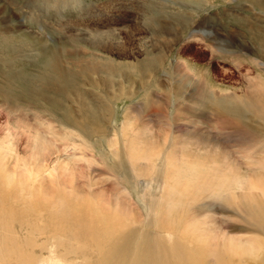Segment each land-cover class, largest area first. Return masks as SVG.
<instances>
[{
  "label": "rangeland",
  "instance_id": "1",
  "mask_svg": "<svg viewBox=\"0 0 264 264\" xmlns=\"http://www.w3.org/2000/svg\"><path fill=\"white\" fill-rule=\"evenodd\" d=\"M3 4L7 6V13L17 16V20L11 29L16 30L12 32L14 40L4 43L3 37L8 29L6 31L3 26L4 12L0 14V33L2 34L0 64H3L0 65V78L3 77L1 72L4 74L7 71L8 74L17 73L20 70L17 73L19 82L16 78L12 79L14 86L12 92L20 94L18 97L21 98H16L17 100L14 101V96L11 100L0 96V169L4 167L7 173L8 170L19 173L23 167L30 166L34 172L38 173L42 167L41 163L44 162L47 168H51L60 158H63L75 164L74 168L78 165V171H74L75 180H69L68 188L62 184L53 186L46 181L40 183L36 179H29L25 184L28 191L25 190L24 193L21 192L20 184L16 182L15 185L18 184V186L10 187L7 176L4 178L2 174L3 176L0 175L2 206L19 202L21 206H17L18 211H26L31 216L34 215L33 217L37 215L35 207L40 206L41 212L47 215L45 221L47 225L49 224V228H59L61 219L66 214H52L56 208V211H60L69 207L74 209V206L78 204L86 206L84 209L87 208L88 213L83 212L84 218L91 213V217H97L99 221L102 219L103 224L107 225V219L111 218L103 215L104 212L123 216L120 214L122 211L110 209L113 206L112 203L119 202L134 211L133 216L127 215L130 218L127 219L126 224L124 221H119L125 225L124 228L138 225L136 228H139L140 232L149 230L159 242L169 247L170 252L166 256L173 259V242L180 244L189 237L187 228L183 227L186 214L181 205L182 199L170 193L171 189L168 185L171 181L173 184V180L165 179V177L168 178L172 168L176 170L175 176H177V170L181 169L178 167L182 165L185 167L187 162L196 165L200 155L213 154L217 156L215 158L219 157L221 177L227 176L229 169L224 175L222 166L228 163L227 165H233L234 168V173L231 176L228 175L230 179L232 177L234 179L235 176L246 179L241 183H231L225 192V195L229 194L236 204L243 203L244 199L247 200L250 197L253 183L264 181V131L261 127L264 120L253 114L254 117L248 120L251 125L247 126L246 122H236L229 113L217 111L216 114H212L208 112L209 108H203L202 104L205 101L209 102L208 91H215L217 94H229L237 98L241 101L238 108L249 112L247 108H244L248 106L243 104L251 103L258 93H263L264 97V67L251 61L249 51V47L252 46V42L249 41L251 28L262 29L264 24V10L257 3L250 0H40L33 5L40 6L33 16L31 13L30 16L31 9L25 7L24 0H0V5ZM37 13H40L38 17L42 18L44 23L52 22L53 24L47 25L45 30L42 29L39 24H46L35 20ZM91 13L92 16H96L91 18ZM102 19L110 21L111 28L113 31L116 29L115 32L118 33L117 36L98 38L95 37L97 34H90V31L94 29L90 28L92 26L90 23L99 24L103 22ZM203 24L208 28L207 30H212L210 38L194 33ZM98 26L103 28L107 25ZM111 28L105 29L111 30ZM216 37L228 39L233 44L231 49L235 51V54H228V51H213L210 44L217 41L212 39ZM12 42L20 44V47L24 45L28 49L27 54L21 53L22 55L18 54L16 57L13 48L11 49L12 46H6ZM241 45H244L246 49ZM52 56L59 57L65 63V70L69 72V81L75 79L78 84L80 83L79 92L84 91L85 95L80 97L76 94L77 96L68 102V106L76 111L80 110V105L86 103L91 109H97V101H93L90 96L88 98V95L96 99L104 98L106 91L100 88L101 85H96V78L110 77L126 84L123 92L127 93L120 96L119 102L111 103L113 105L111 110L114 108L116 113L109 115L108 123H101L102 128L92 125L94 132L90 133V137L85 141L83 139L84 144L86 142L88 144L83 145L81 152H88L86 155H93L95 158L92 168L86 165L87 162L74 160L75 156L80 157L75 155V152L81 153L82 145L75 144L72 138L82 140L81 135L79 136L81 133L72 129V126L67 123L56 121L44 107L30 102L27 98L30 88L29 80L46 73L43 65ZM158 57L164 58L162 68L159 67L160 71L151 75L142 73V69L138 66L139 62L149 58L155 60ZM85 60L102 63L107 70L98 72L96 67L92 66L84 71L78 67L81 64H74V61L77 63ZM261 60L264 62V59ZM10 62L13 63V67ZM114 73L120 76L113 77ZM184 73L198 80L197 86L201 87L199 94L204 93L203 100H200L203 93L195 101L178 100V93H181V98L184 99L183 95L190 94L191 90L189 87L185 93H182L184 88H179ZM127 74L143 82L144 87L140 88L138 84L130 85L124 82L123 79ZM23 90L25 92H22ZM107 90L110 94L114 92L111 86ZM150 93L153 96L150 97ZM206 93L209 94L207 97ZM26 100L28 103L25 102ZM227 123L232 127L229 128L230 130L223 127ZM112 127H118L120 130L116 143L113 141ZM125 132L127 136L124 135ZM36 135L45 138L47 142L44 145L49 147L42 150L40 161L39 159L36 161L37 152L40 150L34 141ZM56 136H58L57 139ZM130 150L136 154H130ZM5 154L7 155L4 158ZM226 157L225 163L222 159ZM173 162H176L177 166L170 164ZM197 165L192 170L198 174L200 166ZM83 167L86 174L81 175L79 169L82 170ZM185 169L181 172L187 171ZM181 172L179 170L177 182L183 178ZM40 173L42 174L43 171ZM20 175H22L21 178H19ZM17 179L23 181L24 174L20 172ZM4 182L7 183L4 184ZM223 183H226V180ZM200 193L201 190L197 189L196 202H192L191 211L194 214L203 211L210 215L202 213L199 217H195L193 227L196 229L190 228L192 238L197 241L196 236L199 234L204 241L215 242L216 239L212 241L211 239L212 234L215 235L217 231L219 234L230 232L229 236L236 237V228L244 223L245 214H240L241 211L223 196L220 200L213 199L214 201H211L214 203L213 206H204L202 210H198L197 201ZM259 201L264 203V200ZM23 214L27 215L25 212ZM50 216L52 218H49ZM42 217L44 218L43 215ZM205 220L208 221L204 223ZM37 221L38 226H44L42 218ZM51 223L54 227H51ZM95 227L98 229L97 225ZM102 227L101 237L106 240L111 235L105 226L102 225ZM93 238L94 240L90 241V237L87 236L86 245H84V238L81 240L79 238V241L72 238L71 241L74 243L78 241L82 248L90 246L88 248L96 252V255L92 254L94 258L97 257L98 248L101 246L98 236ZM17 244L27 250L28 244L25 245L20 240ZM164 244L156 246L163 248ZM193 245L195 247V243ZM209 246V251H213V245ZM107 248H109L108 245ZM39 252L37 249L35 254L38 255ZM158 252L161 257H164L160 248ZM1 254L3 255L2 250ZM3 259L7 258L3 255ZM233 260L236 259L233 258Z\"/></svg>",
  "mask_w": 264,
  "mask_h": 264
},
{
  "label": "bare ground",
  "instance_id": "2",
  "mask_svg": "<svg viewBox=\"0 0 264 264\" xmlns=\"http://www.w3.org/2000/svg\"><path fill=\"white\" fill-rule=\"evenodd\" d=\"M250 1L257 3V5L262 10H264V0H250ZM24 2H25V7H29L31 9V12H29V14L31 13L32 16L33 14L36 13V10L40 8V6H36V7L33 6L35 3L40 2V0H36V1L24 0ZM16 4L19 5V3H16ZM20 5H22V3H20ZM7 10H8L7 6H4V4L0 5V14L2 15L4 12L3 18H2L4 21L3 26L6 29V31L8 29L7 34L4 35L3 37L4 43H8L9 40L11 41L14 40L13 31L16 32V30L12 31L11 29H13L12 25L15 26V20H17V16L15 17L12 16L11 13H7ZM39 14L40 13H37L35 15V20H37L38 22L44 23L43 19L38 17ZM94 16L96 15L92 16V13H91V18ZM180 17H183V16H180ZM6 19L8 21H6ZM102 20L103 22L99 24L90 23V25H92L90 26V28H94L92 31H90V34L91 35L97 34L95 37H98V38H102V37L109 38L107 36L113 37L115 35L117 36L118 33L116 34L115 32L116 29L113 31V29L110 26L111 25L110 21L108 22L106 19H102ZM44 24L46 25H43L41 23L39 24L42 29L47 27V25L53 24V23L45 22ZM101 24H106L107 26L103 28H99L98 25H101ZM204 25L205 24L200 25L198 27V30H195L193 28V30H195L194 33H197V34L199 33V35L204 38H210L212 30H207L208 28L204 27ZM67 26H69V24ZM106 27H110L111 30L105 29ZM261 28L262 29L256 28V27L251 28V31H250L251 37H249V41L252 42V46L249 47V51L251 53L250 54L251 61L260 66L262 65V67H264V62L261 60V59H264V24ZM254 29L256 31H253ZM21 30L19 29V31ZM166 33L168 32L166 31ZM0 36H2L1 33H0ZM213 36H215L214 33H213ZM212 39L217 40L214 43L212 42L211 44L209 43L212 46L210 47L213 51H219V52L228 51L229 52L228 54H235V51H232L231 49L233 44L230 43L228 39H225V38L220 39L219 37L212 38ZM231 39L232 38H230V40ZM7 45L12 46L11 49L13 48L16 57H18V54L22 55L28 50L24 45L20 47V44L18 45L14 42L6 44V46ZM241 46L242 48L246 49L244 45H241ZM6 59H8V57ZM163 61H164V58L162 57H158L155 60L149 58L146 61L139 62L138 66L139 68L142 69V73L144 74L145 73L147 75L157 74L160 71L159 67H161ZM6 62L8 61L6 60ZM11 64L13 67V63ZM74 64H81L78 67H80V69H83L84 71H87L92 66L96 67L98 72L107 70L104 64L98 63L95 61L85 60L81 62L78 61L77 63L74 61ZM0 65H3V64H0ZM43 66L46 69V73L39 75L38 77L36 76L37 78L33 77L32 79L29 80L30 88L28 90L29 92L28 93L26 92L28 96L27 98H29L30 102L32 103L35 102L36 104H39V106L44 107L55 118L56 121L59 120L62 123H67L69 124V126H72V129L74 128L75 130L79 131V133H81L79 134V136L81 135L80 137H82L81 138L82 140L78 138H74V137L72 138V140H74L75 144L81 143L82 145L80 147V152H81L82 151L81 148L82 147L84 148L83 145L88 144L87 142L84 144L83 139L85 141L86 138L90 137V133L94 132L92 125H98L99 128H102L101 123H104V124L108 123V121L110 120L109 115L113 114L114 112L116 113L114 108H112L111 110V107L113 106L111 105V103L119 102L120 96L125 95V93H127L125 91L123 92V87L126 84L121 83V81H115V79L110 78V77H104L102 79L94 78L95 82H97L96 85H101L100 88L102 87L101 89H103V91H106L104 94V98L96 99L95 97L86 94L88 95V98L90 96L92 97L93 101H97V109L95 110L91 109L89 104L86 103V104L80 105V110L77 109L78 111H76L74 108H71L68 106V102L69 101L71 102L74 99V97L77 96L76 94H79L80 97L81 95H85L83 93L84 91L81 90L82 92L81 91L79 92L78 87L80 83L78 84V82L75 79L69 81V72L65 70L66 65L59 57H56V56L50 57V60ZM10 70L12 71L13 68ZM19 71L17 73H19ZM6 72L4 74L3 72H1V75H3V77L0 78V96L1 97L3 96V98L8 97L10 100L14 96L13 98L15 101L16 98L17 99L21 98V97H18L20 94H16V93L14 94L12 92L13 87H14L12 85L13 84L12 79H15V78L17 79L18 74L14 72L7 74ZM29 74H31V72ZM163 75H164V71H163ZM112 76L117 77V76H120V74L114 73ZM65 77H66V80H65ZM123 80H125L124 82H128L130 85L138 84L140 88L144 87L143 82L137 81V79H135L133 75L127 74ZM17 82H19L18 79H17ZM181 82L182 84H180L179 88L181 87L184 88L182 93H185L186 89H188L189 87L191 88V90H190V94L183 95L184 99L181 98V93H178L177 94L178 100L187 99L185 100L186 102L195 101L198 98V96L202 95L203 92L199 94V90L201 87L197 86L198 80L193 79L192 76H189L187 73L182 74ZM155 85H159V83H155ZM109 86L114 88L113 94L108 93L109 91L107 89ZM181 90H179V92H181ZM22 92H25V91L23 90ZM208 93H210L209 102L205 101V103H202V104L204 105L203 108H206V107L209 108L208 112H211L212 114H216L217 111H221L224 114L229 113L236 122L238 123L246 122L247 126L251 125V122L249 121L248 123V120H251L254 116H257L260 119L264 120L263 93H258L251 100L252 101L251 103L243 104L245 106H248L244 108H247V110H249V112H246L245 109H243L244 113L238 108L239 104H241V101L233 97L232 95L217 94L215 91H208ZM208 93H206L205 95L206 97L207 95H209ZM146 96L148 97L147 93H146ZM151 96H153L152 93H150V97ZM203 98H204V93L200 100H203ZM27 101L28 100H26L25 102ZM207 103H208V106H206ZM223 127L225 128L227 127L228 129L232 128L231 125H228V123L227 125H224ZM261 127H262V131H264V122H262ZM111 130H112V135H113V141L116 143L117 138L120 135L119 133L120 130L118 127H112ZM126 133L127 132L124 133L125 136H127ZM36 136L37 137L33 139L36 143V147H38V149L40 148L39 151L37 150L38 152L36 155V161H38V159L40 161V158H42V153H43L42 150L49 149V147L44 145L47 142L45 138H41L38 135ZM57 137L58 136H56V139ZM66 138L64 139L66 140ZM129 144H131V142ZM116 150H118V148H116ZM85 151H87L86 147H85ZM87 153H84V151L81 153L75 152V155H80V157L75 156L74 160L75 161L78 160L79 162H87L86 165L91 166L92 168V164L95 158L93 157V155L91 156L86 155ZM137 153H140V152H137ZM130 154H136V153H133L130 150ZM6 155L7 154L4 155V158ZM189 155L190 154H188V156ZM188 156L186 155V157ZM138 157H141V156H138ZM215 157L217 156H213V154L212 155L211 154L200 155L197 160V164L199 165L196 164L198 167L200 166V169L197 168L198 170H200L198 174L193 171L194 170L193 167L196 168V165H194L195 163L188 164L187 162L186 163L187 166L185 165L186 169L182 165V167H184L183 169L187 170L185 172H181V170H183L182 167H178V169L181 168L179 170L181 173H183L182 174L183 178L180 177L181 180L179 179L178 182L177 180L179 178L178 177L179 170H177V173H176L178 175L175 176L176 170H173L172 168L169 171L170 168L168 169L169 171V173L167 172L168 178L165 177V179L173 180L174 183L172 184V181H171L170 185L171 184L172 185L171 186L168 185L169 189H171L170 193L182 199L181 205L184 209L183 212L186 214L185 215L186 217L183 219L185 220L183 221V227L187 228L186 232L189 237V238H186L185 242H181L180 244H176L175 241L173 242L174 243L173 259H169L166 256L170 252L169 247H167L166 244L159 242V240L156 239V236L153 235V233H150L149 230L142 231L144 232V234H140L142 232L139 231L140 230L139 228L138 229L136 228L138 225L136 227L128 226L127 229L124 228L125 225H123L121 222L124 221V223L126 224L127 219L130 218V217L128 218L127 215L133 216L134 211L132 209L126 208L127 206L121 205L119 202H118L119 204L116 202L115 203L111 202L113 206L110 207V209L112 208V209H115V211L116 210L122 211V213L120 211L119 212L120 214H123V216L121 215L119 217L118 214L115 215V213L113 214L111 212L109 213L104 212L103 215L105 214L107 215L108 218H111L110 220L107 219V225L103 224L104 222H102V219L101 221H99V218L91 217L90 216L91 213L88 214L89 218L88 217L84 218L85 214L83 212L85 211L86 214L88 213L86 211L87 208L84 209V207L86 206L83 207L78 204L74 206L75 207L74 209H70L69 207L65 210H60V211H56L57 210L56 208V210H53L54 213L52 214H66L65 217L61 219L59 228H49V224L47 225V221H45V219L47 218V215L45 216L44 213H42L40 210L42 207L40 206L35 207L37 208V215L35 217H33L34 216L33 214H32L33 216H31V214H28L26 211H24L28 215L27 216L23 214L24 213L23 211H18L17 206H19L20 204L19 202H17V203H7V204H4L3 206L0 204V264H264V203L259 201V200H264V181H258L257 183H253L252 191L250 192L251 193L250 197L247 200L244 199L243 203L236 204L235 200L232 197H229V194L225 195V192L228 190V187L231 183H241L242 181H245L246 179L240 178L237 176H235L234 179L233 177L230 179L228 175L231 176V174L234 173L233 171L234 168H233V165H230V164L227 165L228 163L222 166L224 175H226V171L229 169L227 176L221 177L219 174L220 172L219 168L221 167V164L219 163L220 159L219 157L218 158H215ZM169 159H171V157ZM43 160H45V158ZM172 160H174V158ZM222 160L223 162L226 163L227 157L223 158ZM181 161H180V164H182ZM170 164H175V166H177L176 162H173ZM41 165L42 167H40V170L38 173H36L37 171L34 172L32 170L33 168H31L30 166H25V167L22 166L24 170L22 169L20 172L24 174L23 181L17 179L20 172L18 173L17 171L16 173L13 170L12 171L10 170L9 172L8 170V173H7L6 172L7 169L4 167H1L0 172L2 173L0 175L3 174L4 178L7 176L10 187L12 185L18 186V184H20L21 192L24 193V191L27 190V188L25 187V184L27 183V180L29 179L30 180L36 179L37 182H40V183H43V181H46L47 183H50L53 186L62 184V185H66L65 187L68 188L67 186L69 184V180H75L76 175H74V171H78V165H76V168H74L75 164H71L63 158L62 159L60 158V160L57 161V163L53 165L51 168L49 167L47 168L44 162L41 163ZM48 165H51V164H48ZM188 170L190 171L192 170L193 172L191 171L192 172L191 173ZM42 171L43 173L41 174L40 172ZM79 172H81L80 173L81 175L86 174L84 167L82 170L79 169ZM21 177L22 175L19 176V178ZM223 179L224 181L226 180V183H223L224 182ZM15 182L18 184L15 185ZM6 183L7 182H4V184ZM197 189L201 190L200 198L197 201L198 210H202L204 206L205 207H208L210 205L213 206L214 203H212L211 201H214L213 199L215 198L220 200V198L223 196L225 200H227L233 206H236V208L241 211L240 214L242 213L245 214L244 223L236 228V231H237L236 237L229 236L230 232H228L227 234L225 232L223 234H219L217 231L215 235L212 234V239H211V241L216 239L215 242L204 241L203 237L200 236L199 234L196 236V240L198 242L192 238L190 228H192L193 230L196 229L193 227V220L195 219V217H199L203 213V211H201L198 214L197 213L194 214V212L191 211L192 202H196L195 193L197 192ZM20 197L22 196L20 195ZM37 201H36V204H38ZM88 208H91V207L88 206ZM99 209L102 210L101 208ZM204 213L207 215H210L209 213H206V212ZM47 214L49 215L50 213L48 212ZM42 215L44 216V218L42 217ZM108 215H110L111 217ZM41 218L43 220L44 226L42 225L38 226L39 222L37 220ZM49 218H52V216H50ZM207 221L208 220H205L204 223H206ZM96 225L98 226V229L95 227ZM102 225L105 226V228L111 235L106 240L101 237L102 228H103ZM46 226L48 228H45ZM51 227H54L52 223H51ZM87 236L90 237V241L94 240L93 236L95 237L98 236L99 238L98 241L101 247L98 248L99 251L96 250L98 251L97 257L95 256L96 258L92 257V254L94 253V251L92 252L91 249L88 248L90 246H88L87 248H82L81 244L78 242L79 238L80 240L81 238L82 239L84 238L83 240L85 242L84 245H86V242L88 241V240L85 241ZM72 238L75 240L78 239V241H75L74 243L73 241H71ZM18 240L22 241L23 244L25 245L28 244V247L27 248L25 247L27 250H24L23 248L20 247V245L17 244ZM193 243H195V247ZM158 244L159 245L164 244L163 248L156 246ZM107 245L109 246V248H107ZM209 245L211 246L213 245L214 247L213 251H209L210 250L208 248ZM159 248L161 249V253L164 255V257H161L159 255V252H158ZM37 249H39L40 251L38 255L35 254ZM1 250H2L3 255L7 258L6 260L3 259ZM94 255H96V252L94 253ZM233 258H235L236 260H233Z\"/></svg>",
  "mask_w": 264,
  "mask_h": 264
}]
</instances>
